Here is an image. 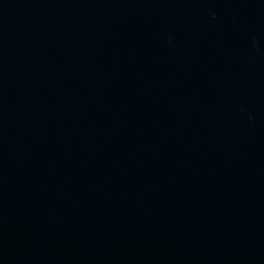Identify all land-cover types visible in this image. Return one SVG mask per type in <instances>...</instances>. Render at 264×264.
Returning <instances> with one entry per match:
<instances>
[{"label": "water", "instance_id": "1", "mask_svg": "<svg viewBox=\"0 0 264 264\" xmlns=\"http://www.w3.org/2000/svg\"><path fill=\"white\" fill-rule=\"evenodd\" d=\"M0 264H264V0H0Z\"/></svg>", "mask_w": 264, "mask_h": 264}]
</instances>
